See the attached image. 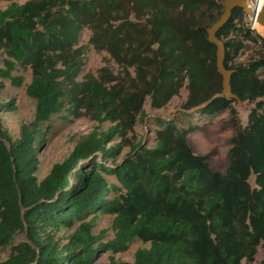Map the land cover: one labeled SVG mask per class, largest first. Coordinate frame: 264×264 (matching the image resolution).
<instances>
[{
    "label": "trees",
    "instance_id": "16d2710c",
    "mask_svg": "<svg viewBox=\"0 0 264 264\" xmlns=\"http://www.w3.org/2000/svg\"><path fill=\"white\" fill-rule=\"evenodd\" d=\"M223 9L215 0H10L0 9V80L21 87L24 77L14 73L29 67L25 93L35 103L32 121L13 139L1 114L14 104L0 101V249L9 252L0 264H98L104 252L112 254L109 264L255 262L264 246V36L244 9H232L215 36L235 98L219 96L216 48L206 30ZM84 27L93 29L98 50L134 68L125 96L101 81L77 82L84 48L76 43ZM247 42L259 52L235 63ZM185 81V112L228 111L236 125L223 173L211 169L209 155L194 153L187 135L197 127L179 128L174 120L155 121L151 147L140 140L123 154L122 144L111 146L135 114L145 117L146 96L161 109ZM84 96L98 114L106 110L100 121L113 126L82 136L39 180V149L52 118L67 100L77 108ZM237 101L253 105L244 127L236 122ZM100 215L113 217L107 242L93 234ZM137 240L145 247L132 263L114 258Z\"/></svg>",
    "mask_w": 264,
    "mask_h": 264
},
{
    "label": "rangeland",
    "instance_id": "374dc122",
    "mask_svg": "<svg viewBox=\"0 0 264 264\" xmlns=\"http://www.w3.org/2000/svg\"><path fill=\"white\" fill-rule=\"evenodd\" d=\"M22 4L26 0H11ZM223 5L227 0H215ZM247 8L253 9L259 0H244ZM10 3V0H0V9ZM248 14L247 22L251 28L259 35L264 36V31L259 32ZM133 18V17H131ZM93 29L84 27L78 36L76 47L84 48L82 62V71L77 78V82H86L97 80L104 82L109 88L116 86L114 91L120 92L121 97L125 96L132 85L131 80L135 76L134 68H127L125 65H119L105 50H98L94 43L91 42ZM232 37V36H231ZM154 46L153 48H155ZM259 49L252 43L247 42L245 49L240 56L235 59V63H245L250 58L256 56ZM3 54L0 53V66ZM16 76L24 77V83L21 87H13L9 81L0 80V101L5 103L12 101L14 110L3 112L1 117L5 128L9 131L13 139L18 138L20 126L24 123L32 121L34 116L35 103L25 93V87L31 80V70L29 67L17 66L14 73ZM187 81L184 82L178 95L174 96L163 108L155 109L151 105L149 96H146L142 102V111L145 117L140 120L139 115H134V122L125 131L124 135L115 137L111 143L122 144L123 154L130 150V146L141 140L146 147H151L155 140V130L158 128L156 120H174L179 128L188 126H196L197 130L187 135V139L191 144L194 153L197 155H209L208 163L212 170L223 173L228 165V151L231 146V138L233 137L236 125L232 122L231 114L226 111L220 115L213 117L200 116L194 110L185 112L182 105L185 103L188 91L186 89ZM264 100V98H263ZM236 111V122L239 126L244 127L247 123V115L253 106L245 102L233 103ZM98 109L91 103L89 96H84V100L77 108L71 107V103L67 100L65 111L56 115L50 122V130L45 134V141L39 149V167L37 178L43 179L51 167L62 161L66 155L72 150L74 144L82 136L92 130L106 131L113 126L110 121L101 122L100 119L105 115L106 110ZM125 124L129 123L128 118H123ZM110 182L113 179L109 178ZM250 185L253 187V177L249 179ZM112 220L109 215H100L94 223L93 234L101 237L102 242L112 240ZM145 245L141 241L132 242L128 249L123 253L113 255L116 260L132 263L134 253L137 249L143 248ZM8 251L0 249V262L4 261L8 256ZM110 252L101 253L97 257L98 264H109ZM264 257V246H260L255 255V262L259 264Z\"/></svg>",
    "mask_w": 264,
    "mask_h": 264
},
{
    "label": "water",
    "instance_id": "95a60500",
    "mask_svg": "<svg viewBox=\"0 0 264 264\" xmlns=\"http://www.w3.org/2000/svg\"><path fill=\"white\" fill-rule=\"evenodd\" d=\"M258 3L256 4V6L251 11H249L244 0H227L226 2L223 3L224 9H223L222 14L219 16L217 21L215 23H213L206 30L207 42L214 45L216 48L215 68H216V72L221 76V87H222V92L219 96H222L225 99L235 98V95H233L231 93V88H230V76L232 74V71L225 69V67L223 65L224 46H223L222 41L218 40L217 37L215 36V34L223 26V24L228 20L230 14H231V11L234 7H240L242 9H244L247 13H249L250 19H251L253 25H254V22H256L260 25H264V4L261 7V9L258 10ZM209 101H211V100H209Z\"/></svg>",
    "mask_w": 264,
    "mask_h": 264
},
{
    "label": "bare ground",
    "instance_id": "6f19581e",
    "mask_svg": "<svg viewBox=\"0 0 264 264\" xmlns=\"http://www.w3.org/2000/svg\"><path fill=\"white\" fill-rule=\"evenodd\" d=\"M258 2H259V3H258V10H260L261 7H262L263 4H264V0H259ZM248 10L251 11L252 9H250V8L248 7ZM254 28H255L257 31H259V32H263V31H264V25H260V24H258V23H256V22H254Z\"/></svg>",
    "mask_w": 264,
    "mask_h": 264
}]
</instances>
